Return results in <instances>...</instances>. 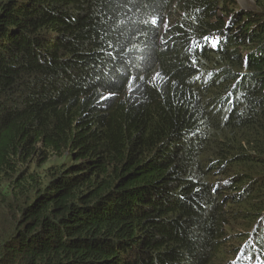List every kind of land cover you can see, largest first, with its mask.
Masks as SVG:
<instances>
[{
  "label": "trees",
  "instance_id": "trees-1",
  "mask_svg": "<svg viewBox=\"0 0 264 264\" xmlns=\"http://www.w3.org/2000/svg\"><path fill=\"white\" fill-rule=\"evenodd\" d=\"M252 1L0 0V264H264Z\"/></svg>",
  "mask_w": 264,
  "mask_h": 264
},
{
  "label": "rangeland",
  "instance_id": "rangeland-1",
  "mask_svg": "<svg viewBox=\"0 0 264 264\" xmlns=\"http://www.w3.org/2000/svg\"><path fill=\"white\" fill-rule=\"evenodd\" d=\"M236 1V4H237V7H240V8H244V9H253L255 6H254V3L252 0H235ZM50 161H54V162H57V159L55 157H52ZM42 167V166H40ZM43 171V168H39L38 169V173L41 174V172ZM6 185V184H4ZM2 228H0V235L2 234ZM6 233L8 234V231H6Z\"/></svg>",
  "mask_w": 264,
  "mask_h": 264
},
{
  "label": "snow or ice",
  "instance_id": "snow-or-ice-1",
  "mask_svg": "<svg viewBox=\"0 0 264 264\" xmlns=\"http://www.w3.org/2000/svg\"><path fill=\"white\" fill-rule=\"evenodd\" d=\"M155 22V21H154Z\"/></svg>",
  "mask_w": 264,
  "mask_h": 264
}]
</instances>
